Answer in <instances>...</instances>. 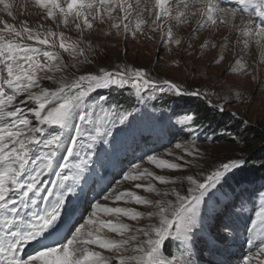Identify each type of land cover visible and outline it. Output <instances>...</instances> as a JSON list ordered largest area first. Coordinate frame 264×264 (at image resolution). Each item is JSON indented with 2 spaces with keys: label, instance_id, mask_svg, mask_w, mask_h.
Listing matches in <instances>:
<instances>
[{
  "label": "snow or ice",
  "instance_id": "1",
  "mask_svg": "<svg viewBox=\"0 0 264 264\" xmlns=\"http://www.w3.org/2000/svg\"><path fill=\"white\" fill-rule=\"evenodd\" d=\"M231 2L234 6L221 0H0V14L13 21L17 13L39 17L19 25L0 17V264H198L192 249L206 226L204 209L222 180L248 161L233 158L192 172L205 159L195 142L176 143L180 153L137 155L148 137L115 96L130 90L139 103L168 94L190 96L223 113L239 91L226 80L211 91H188L127 64L77 75L63 53L72 58L73 69L92 64L95 51L84 37L97 23L108 25L105 38L121 31L125 39L135 38L148 27V38L159 31L162 47L188 54L192 38L206 32L201 50L220 53L212 63L221 64L231 51L230 73L252 74L264 87L259 66L250 69L243 59L253 43L264 51V0ZM192 21L189 37L174 34V23ZM48 22L55 27H46ZM70 27L78 33L75 40L62 30ZM241 123L242 129L221 134L241 140L248 122ZM171 128L196 133L197 139L205 130L195 113L170 120ZM128 153L135 159L120 167V156ZM109 168L115 175L107 174ZM126 182L132 188L122 190ZM228 231L223 225L224 241ZM245 231L249 254L242 264H264V193ZM169 239L176 252H165Z\"/></svg>",
  "mask_w": 264,
  "mask_h": 264
},
{
  "label": "rangeland",
  "instance_id": "2",
  "mask_svg": "<svg viewBox=\"0 0 264 264\" xmlns=\"http://www.w3.org/2000/svg\"><path fill=\"white\" fill-rule=\"evenodd\" d=\"M221 3L225 6H234L231 0H221ZM0 17L6 19L9 23H16L17 25L23 20H31L33 23L39 20V17H28L27 15L19 14H17L15 21L4 14H0ZM193 25L179 33L177 31L179 27L177 26L174 34L178 37L187 38ZM49 26L55 27L51 22L46 24V27ZM62 30L72 40L78 38V33L74 28L70 27ZM105 30H108V25ZM144 31H147V34L142 35V37L138 34L135 38L128 35L126 39L123 31H121L119 36L113 32L107 38L103 34H97L94 37L87 36V33H85V40L92 42L95 51V56L90 55L89 57L93 60V63H77V67L73 69L71 68L72 58L67 53H63V58L70 66V71L77 75L85 72H99L101 68L116 71L118 70V65L127 64L133 68L144 69L148 72L151 79L159 81L170 80L188 91L196 88H199L201 92L205 90L211 91L217 85L218 80L232 81L235 85L232 91L238 90L240 97L237 98L234 95L233 102L227 105L223 113L212 112L214 121L228 120V124L223 129H229L230 124L236 123L235 128L238 131L244 127L241 122L247 120L246 131L249 130L248 127L253 126L264 130V87H258L257 80L253 79L252 74L237 75L230 73L229 65L235 59L231 51L227 53L221 64L217 65L212 63V61L218 58L219 50L209 47L202 51L200 48V44L206 38V32H200L192 38L193 48L190 50L191 54H188L180 53L179 49L175 47L169 52L166 47L161 46V33L159 31L151 33L153 38H148L149 29L147 27L144 28ZM233 35V39H235V33ZM57 50L61 51L58 46ZM243 59L249 64L250 69H255L259 66V80L264 81V51L253 43L249 48L245 49ZM45 85L53 87L50 82H45ZM100 91L102 94H107L106 90ZM129 91L125 90L120 95L122 97L130 96ZM166 96L177 97L171 94ZM132 97L136 100L134 96ZM161 98L162 96L155 100H148L145 103H139L136 100L138 108L134 125L136 128L143 130L144 135L148 137L147 144L141 145L143 151L137 150V155H143V152L149 150L157 153H163L165 150L180 153V150L175 148L176 143H181L183 146L188 147L195 142L196 146L204 154L205 159L199 162L198 166L192 169V172H200L208 171L219 163L227 162L233 158H244L250 151V148L246 147V144L241 140L233 142L229 136L227 139L219 138L222 134L217 131V127L214 130H209L211 133L217 131V135L211 140L205 139V137H211V134H208L210 136L205 135L206 129L201 135L198 134V139L195 134L188 135L185 132H178L175 128H171L169 131V121L175 122L179 118L177 114H173L168 118L167 115L146 112L151 109L153 101L158 102ZM221 123L223 125V122ZM161 126L165 128L163 134L158 132ZM100 148L102 149L103 146L101 145ZM113 159L115 157L109 158V160ZM134 159L131 153L121 155L120 160L122 163L120 167H126L128 161ZM145 166L152 167L151 165ZM250 168L256 169L257 165L253 164ZM118 170L119 168L116 169V171ZM156 171L160 172V170ZM107 174L110 176L115 175V171L109 168ZM175 174L179 175L180 173ZM131 188L132 185L127 182L122 186V190ZM261 193H264V186L255 185L253 188H246L238 192L237 196L231 197L226 201L221 200V203L217 205L221 197L218 190L214 192L204 209L206 217L205 229L202 233H198L194 240L193 258L198 264H242L243 257L249 254L248 245L246 244L248 233L245 231V227L250 226L251 218H254V209L259 205ZM225 224L229 225L227 233L229 239L227 241L222 239V227ZM168 243L176 242L171 239L166 241L165 252L169 249ZM168 252L171 251L168 250Z\"/></svg>",
  "mask_w": 264,
  "mask_h": 264
},
{
  "label": "trees",
  "instance_id": "3",
  "mask_svg": "<svg viewBox=\"0 0 264 264\" xmlns=\"http://www.w3.org/2000/svg\"><path fill=\"white\" fill-rule=\"evenodd\" d=\"M115 98L119 100L125 108L132 111L134 115L137 113L136 109L138 108V104L132 96L122 97L118 95L115 96ZM158 102L153 101L150 109L152 113L165 114L168 117L173 114H177L178 117H181L185 113H195L202 119L204 129H206L204 132L205 135L211 134L212 138L217 135V131L222 133L223 127L228 124V120L215 122L214 117H212L213 111L209 110V106L206 102L196 97H170L164 95ZM199 122L200 121H198V123ZM221 122H223V125ZM235 124L236 123L230 124L229 130L237 131ZM216 127V132L211 133V131H209L216 129ZM248 128L249 130L243 133L241 139V141L246 144V147L250 148V151L247 153L246 157H244V159H247L248 163L243 167L242 171L235 172L230 175V178L222 180L221 184L218 186V192L221 198L217 205L221 203V200L226 201L231 197L237 196V193L243 191L245 188H253V186L258 183L264 186V168L259 167V165L264 162V130L256 126ZM203 131L204 130L199 134L201 135ZM193 134L197 135L196 133ZM219 138L227 139L229 137L225 133ZM218 140L224 141L225 139ZM253 164L257 165L256 169L250 168ZM168 247L169 251L176 252V243H168ZM168 250L166 252H168Z\"/></svg>",
  "mask_w": 264,
  "mask_h": 264
},
{
  "label": "bare ground",
  "instance_id": "4",
  "mask_svg": "<svg viewBox=\"0 0 264 264\" xmlns=\"http://www.w3.org/2000/svg\"><path fill=\"white\" fill-rule=\"evenodd\" d=\"M18 14V13H17ZM238 20H239V18H238ZM149 23H150V21H149ZM192 24H194V21H192L190 24H188V25H175V23H174V27H173V31L175 30V28L178 26L179 28H178V33L179 32H183L184 30H186V28L187 27H189V26H191ZM106 26H107V24H105V25H100V24H96V26L94 27V29L93 30H91L90 32H87V36L89 35V36H94V37H96L97 36V34H103V31H106L105 30V28H106ZM148 28V27H147ZM181 29V30H180ZM70 32V31H69ZM176 32V31H175ZM144 33L145 34H147V31H144ZM140 37H142V34H139V33H137ZM144 34V35H145ZM223 34V33H222ZM233 37H234V35H233Z\"/></svg>",
  "mask_w": 264,
  "mask_h": 264
}]
</instances>
